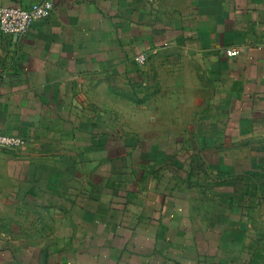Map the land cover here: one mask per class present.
<instances>
[{
    "label": "crops",
    "instance_id": "0c3cea01",
    "mask_svg": "<svg viewBox=\"0 0 264 264\" xmlns=\"http://www.w3.org/2000/svg\"><path fill=\"white\" fill-rule=\"evenodd\" d=\"M53 1L27 36L0 31V134L27 141L0 151V208H15L1 217L18 224L0 264H264V0ZM107 95L110 111L125 96L143 114L179 112L147 126L222 127L206 142L238 155L207 156L186 182L104 173Z\"/></svg>",
    "mask_w": 264,
    "mask_h": 264
},
{
    "label": "rangeland",
    "instance_id": "374dc122",
    "mask_svg": "<svg viewBox=\"0 0 264 264\" xmlns=\"http://www.w3.org/2000/svg\"><path fill=\"white\" fill-rule=\"evenodd\" d=\"M172 65L173 63L169 62L161 66L160 69L168 72L173 69ZM169 82L170 81H168L166 77L167 85ZM201 98L203 99L202 104L210 102V98L206 94L201 96ZM151 99H153L152 96H148L147 101H151ZM121 100L123 104L119 105L118 111H110V97L108 95L103 96V106H105L107 110L101 112L102 117L108 121L114 120L116 126H112V130L109 131L110 128L106 125L105 128H103L102 134L103 136L111 135L117 139L116 142L115 140L111 143L108 141L106 142V140L102 142L103 151L101 166L103 170H107L104 171V173H108L111 169L112 172L117 170V172H121L123 175L122 171L126 168L132 167L141 169L144 167L149 169L146 171V173L149 174L163 172L161 177L165 178L166 182H186L190 171H197L199 173L204 171L203 166L207 156L209 158L208 161L217 164L224 159L231 156L236 157L238 155L239 151L234 147V144L206 142V135L222 134V127H206L202 125L203 123H199L196 127L184 128L147 126V121L145 120L144 123L143 118H152L154 114L159 119L163 117L166 119L179 115V112L159 110L144 112L143 114L142 111L136 109L131 110L133 104L127 101L125 96L122 97ZM168 106H171V104L167 103L164 107ZM206 111L205 108L198 111V121L205 117ZM186 113L189 114L190 112ZM190 117L193 118V116ZM177 130L178 132L176 134L183 132L181 136H173V133ZM161 132H165V135L168 136H166L168 140L165 142H152L153 136L149 134ZM140 134L146 137L143 139L139 137ZM191 134L192 139L189 137ZM206 150L210 152L206 153ZM223 151L224 155H221ZM195 164H197L198 167H195L197 166ZM137 172L138 174L136 175ZM137 172H135L134 178L140 176L139 171ZM202 176L203 175L199 176V180H202ZM122 177L124 179L125 175ZM119 178H121L120 175ZM167 193H169L168 188ZM14 209L15 208L12 207L0 208V241H2V238L7 242L11 240L9 237L13 236V231L18 225L14 223L12 218L15 211ZM20 210L19 208L18 211ZM23 210L24 212L26 211L24 208ZM3 214L7 216L12 214V217H5L3 220L1 217Z\"/></svg>",
    "mask_w": 264,
    "mask_h": 264
},
{
    "label": "built area",
    "instance_id": "2783aa9c",
    "mask_svg": "<svg viewBox=\"0 0 264 264\" xmlns=\"http://www.w3.org/2000/svg\"><path fill=\"white\" fill-rule=\"evenodd\" d=\"M55 11L53 0H44L28 7L24 6H1L0 7V31L11 37L27 36L33 24L39 20L49 18ZM228 57H236L238 50L230 49L226 52ZM139 65L147 62L145 55L136 57ZM27 145L25 138L17 135L0 134V150L22 149Z\"/></svg>",
    "mask_w": 264,
    "mask_h": 264
}]
</instances>
